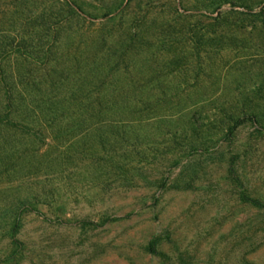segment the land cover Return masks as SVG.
I'll return each instance as SVG.
<instances>
[{"label":"rangeland","instance_id":"obj_1","mask_svg":"<svg viewBox=\"0 0 264 264\" xmlns=\"http://www.w3.org/2000/svg\"><path fill=\"white\" fill-rule=\"evenodd\" d=\"M0 52V258L34 195L21 264H264V0H0Z\"/></svg>","mask_w":264,"mask_h":264},{"label":"trees","instance_id":"obj_2","mask_svg":"<svg viewBox=\"0 0 264 264\" xmlns=\"http://www.w3.org/2000/svg\"><path fill=\"white\" fill-rule=\"evenodd\" d=\"M5 55V54H4ZM3 53L0 52V60L4 57ZM18 82H15L7 74L5 68L0 64V124L3 126H13L16 128H25V125L28 123L23 120L21 114L18 112L20 109L18 107L22 106L26 109L29 108L30 104L25 103V98L18 96L16 91L18 87L25 89V86H30V81L28 77L22 75L18 78ZM33 85V84H31ZM32 111V106H30ZM26 123V124H25ZM241 198L244 201L250 202L252 205L264 208V203H262L258 198L251 197L245 193L241 194ZM39 203H44L43 200L38 199L36 196H30L28 198H21L13 205V208L10 210L9 215V227L7 232L10 237V249L6 254L0 258V264H21L24 252H25V243L23 240L17 237V234L20 232L21 228V219L28 212L40 213L37 209ZM49 204V203H47ZM119 217L107 216L103 217V223L107 221L116 220ZM82 226L85 225H97L93 221H87L82 219ZM161 237H155L148 245V250L152 253H155L160 256H164V253L158 250L157 245Z\"/></svg>","mask_w":264,"mask_h":264}]
</instances>
